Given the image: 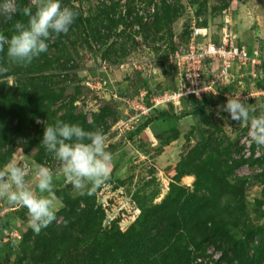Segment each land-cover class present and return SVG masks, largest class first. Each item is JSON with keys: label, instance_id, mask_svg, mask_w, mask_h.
I'll use <instances>...</instances> for the list:
<instances>
[{"label": "rangeland", "instance_id": "obj_1", "mask_svg": "<svg viewBox=\"0 0 264 264\" xmlns=\"http://www.w3.org/2000/svg\"><path fill=\"white\" fill-rule=\"evenodd\" d=\"M114 1L118 0H73L71 2L60 0V3L62 7L72 8L73 6L81 10L87 18L91 15L95 18L102 15L104 24L105 22L108 24L105 7L109 8ZM126 1L120 0V6L114 19L117 20L120 15L125 14L123 10ZM177 1L184 8L182 16L177 18L170 27L172 35L166 30L156 32L159 35L157 38L163 41L158 40L156 35H153V30H150L155 19L150 14L151 9L154 7L157 11L161 0L144 1L142 5L137 0L136 9L130 16L131 18L124 20L130 26L122 25L117 30L111 28L112 31L108 29L102 31L103 34L109 36L105 45L98 42L96 45L92 40L89 45L81 43L85 37L83 33L75 35L78 39L76 48L68 46V49H64L65 46H61V41L58 39L50 40L48 51L35 58L27 67L12 63L7 56V45H5L4 51L0 52V66L9 68L7 76L11 79L0 76V136L2 137L0 151L5 153L12 150L9 162L15 161L19 166L27 165L31 168L33 164H41L51 168L54 173V191L57 197L56 212L66 209L63 198L67 197L71 201L78 202L90 191L91 186L84 190H76L71 184L65 182L63 173L60 171L61 164L55 159L54 154L47 152L43 145L32 142L36 136L33 127L39 126L36 128L40 132V128L45 129L47 122L54 124L55 120H59L65 114L64 108L68 107L70 97L74 96L77 91L80 93L76 95V105L80 107L79 110L86 112V125L93 126L95 117L92 110L95 109L96 97L100 93L101 100L98 101V105L100 103L102 107L107 105L111 110L104 117L106 126L101 125L97 128H102L108 135V151L114 152L113 158L115 159L112 163L111 177L107 181L113 185L108 187L103 184L95 188L98 191L105 189L103 192L105 202L112 199V203L109 201L112 211L110 208L107 212L104 227L118 218L119 229L122 233L132 228L138 229L139 227L140 229L146 213L151 209L161 207L165 208L162 213L170 219L162 227L164 235H168L169 229L174 228L182 219L190 217L195 224V226L191 225L189 238L184 231L185 239L182 243L185 249L177 253L185 259V264H218L223 250L241 241L247 245L248 256L251 258L264 248V149H261L263 151L260 157L255 156L258 158L254 156L246 158L249 140L246 133L250 125L233 121L229 113L222 110L227 101L220 102L218 97L209 102L205 117L189 115L187 112L193 111L201 101L185 98L182 102L173 101L172 112L179 119L160 120L148 124L147 121L152 116V107H147L146 103L153 99V95L170 94L168 92L176 91L180 83L184 88L199 89L209 86L198 79H192L198 76L197 73L188 74L187 69L179 65L177 60H171V56L190 50L192 42L204 48L209 42L212 44L225 40L229 42L228 37L235 35L236 40H232L230 46H249L252 51L256 47L264 49V24L259 25L262 29L257 24L259 19L264 17V0ZM2 2L3 0H0V3ZM28 2L29 6L37 7L33 0H28ZM226 15L232 18V21L226 19ZM25 19L24 24L27 25L28 18ZM11 22H5L0 16V30L6 28ZM195 28L210 30L208 36L205 37L207 39L201 36L193 40L192 32ZM7 30L10 31L7 37L10 38L13 30L11 28ZM255 36L259 42H253ZM183 61L185 60H179V63ZM217 66H220L219 61L211 59V62H203L197 68L200 73L204 71L213 73ZM236 70L238 67L234 66L231 71L236 74ZM193 72H196V69ZM256 78L254 85H251L252 82L249 81L236 80L234 85L238 86L232 88L236 93L239 90L238 96L245 98L246 104L256 109L252 115L259 116L261 109L264 108V72ZM46 83L54 93L56 92V95L63 90L60 94L65 92V97L60 98L56 104L51 105L50 103L47 117L37 115V118L27 121L25 130L13 134V128L18 126L19 120L23 122V119H29L24 108L27 96L26 92L22 91L21 85L29 92V98H33L36 94L34 86L40 88ZM230 85L232 84L229 82L228 87ZM247 91L252 95L259 93L263 95L248 99ZM44 94L41 91L43 98ZM48 104V101L44 102V105ZM111 111L112 115H110ZM57 112L56 117L52 116ZM147 115L149 116L146 117ZM129 117L134 119L130 128L136 124L135 132L127 134V131L121 133L114 130L117 123H124ZM26 142L30 144L28 152L21 147ZM202 143H208L215 151L213 160L217 163L211 164L205 161L204 170H210L211 167L218 166L220 163L226 169L234 167L227 182L232 185L241 182L245 188L244 192L235 196L242 202L220 209L224 220L221 222L224 226L222 228L229 233L231 238V240L224 241L222 249L214 245L208 246V243H201L199 229H196V224H198L196 217L199 215L194 208H197L198 203L206 207L204 198L208 197L209 192L199 187L200 183L196 175L180 176L178 170L175 169V166L182 162L185 154H190L193 148ZM115 144L117 150H110V147ZM252 150L253 155L256 154L255 144ZM126 158L128 162L123 165L122 160ZM205 158L206 155L202 157L203 160ZM8 163L2 166L3 170H6ZM123 166L126 168L124 169ZM28 179L32 180L31 174ZM171 181L173 187L169 186ZM31 186L39 193L34 181ZM216 188L218 187L212 189ZM80 204V208L83 209L84 203L80 202ZM241 204L246 205L243 210L235 207ZM139 205H144V207H139ZM212 205L213 202L208 203V206ZM8 206L7 202L2 200L0 231L3 230V235L0 236V240L2 243L13 245V251L7 264H41L35 257L24 259L19 249L23 236L31 228L28 223L27 209L21 210L18 216L14 214L15 212H9ZM239 211L246 212L237 220L236 215ZM23 213L25 216L21 218ZM181 213L183 216L177 221L176 218L180 217ZM7 217L11 220L17 219V226L2 228ZM62 219V217L58 219L59 225L63 223ZM71 222V219L68 220L66 225L69 226ZM86 232L84 239L89 237L88 230ZM96 232L97 229L91 236L93 241L97 237ZM174 234L176 232L172 229V232L164 239L171 238L173 242V239L178 236ZM71 235L80 236L76 229L71 232ZM8 236L12 237L11 240L4 238ZM73 241L74 238H61L56 243L53 242L51 247L55 249L54 253L60 249L66 254L65 259H67L71 256L69 253L84 250L81 244L79 247L72 245ZM229 259V263L233 261H235L233 264L237 263L233 252L229 253ZM262 259V264H264V258ZM4 261V257L0 255V264H4ZM229 263L221 261L219 264Z\"/></svg>", "mask_w": 264, "mask_h": 264}, {"label": "trees", "instance_id": "obj_2", "mask_svg": "<svg viewBox=\"0 0 264 264\" xmlns=\"http://www.w3.org/2000/svg\"><path fill=\"white\" fill-rule=\"evenodd\" d=\"M73 0H70V2ZM137 0H127L123 16L120 15L119 19H114V15L117 14V9L120 6V0L114 1L113 5L109 8L105 7L107 22L108 24H104V18L102 15L100 17L95 18L94 15L90 17H86L84 12L81 10H77L72 6L71 9L77 11L79 13L78 18L75 23L70 28V31L67 35L61 34L58 41H61V46H65L64 49H68V46L78 47V39L75 38L76 33H83L85 35L83 42L87 45L90 44V40L94 41L96 45L99 43L105 45V42H108L109 36L102 33L104 29H108L112 31L114 28L116 30L124 25L126 27L130 26L124 20L128 19V17L132 16L135 11V4ZM144 1L148 0H138L140 5L143 4ZM152 1V0H149ZM194 2L198 0H193ZM105 2V1H104ZM160 6H157V11L152 13L154 23L150 30H153V35H156V38L159 36L156 32L166 30V32L172 35V30L170 27L174 24L177 18L182 16L183 6L178 3V1L173 0H161ZM18 6L22 7H30L33 10V13L36 11V6H29L28 0H17ZM104 5V3L102 4ZM155 10V9H154ZM105 16V15H104ZM24 17L22 15H17L14 17L13 21L6 28L0 30L6 36H9L10 31L7 30L9 28L12 29L13 24L19 20L24 23ZM131 18V17H130ZM133 19V18H132ZM26 20V19H25ZM26 22V21H25ZM137 22V21H136ZM106 27V28H105ZM112 28V30H111ZM149 30V32H150ZM139 33V32H138ZM186 35V34H184ZM163 41V39H159ZM147 40V39H146ZM67 41V43H65ZM98 42V43H97ZM65 43V44H64ZM68 44V45H67ZM81 47V45H80ZM248 49L252 50L249 46H246ZM174 51V50H173ZM2 53V52H1ZM56 61H60V59H56ZM31 82V81H30ZM22 91L26 92L25 98V110L29 116V119L19 120L18 126L13 128V134L21 130H25V124L28 120L37 118V115H45L48 116L50 103L56 104L57 101L65 97V92L63 90L59 95H56L46 83V85L42 87H35L36 94L33 98H29V92L27 89H23L21 85ZM233 90L232 86L227 88H222L220 90L219 95L214 96L210 95L209 97L204 98L198 103L197 107L193 109V111L187 112L189 115H195L198 117H205L207 113V106L212 99L218 97L220 102H226L227 98L225 95L230 93ZM41 91L44 92V98L41 96ZM70 97L69 105L65 109V114L60 117L59 120L69 123V124H78L82 126L85 130H95V128L104 125L106 126V121L104 117H106L110 113V108L105 105L102 107V104L98 105V101L101 100V94L98 93L96 97L95 106L93 114H94V125L88 126L86 125V112H82L83 110H79L80 107L77 104L76 95ZM48 101V105H44V102ZM83 104V103H82ZM172 105L158 108L152 112V116L147 121V124L154 121L166 120V121H174L179 119L177 115H174L172 112ZM35 112V113H32ZM84 113V114H83ZM58 114L55 113L54 117ZM112 115V111L111 114ZM56 121V120H55ZM100 121V122H98ZM105 121V122H104ZM24 123V125H23ZM51 124V122H47L45 126ZM146 124V125H147ZM39 127V126H36ZM33 127L36 132V136L32 142L37 145H42L41 141L43 139L44 127L40 128V132L37 131V128ZM134 131L127 132L130 134ZM2 137L0 136V142ZM213 142V141H212ZM214 144V142H213ZM25 152L30 150V144L28 142L23 143L22 146ZM110 150H117V145H112ZM114 152H112L113 154ZM206 155L205 160L202 157ZM12 157V150L1 152L0 151V170H3L5 164H7ZM125 157V155H124ZM215 151L211 149V146L208 143H202L197 147L193 148L190 154H185L183 156L182 162L175 166V169L178 170V175H189L194 174L197 176L198 182L200 183L199 187L202 189H207L209 192L208 197L204 198L206 207L201 206L198 203L196 205V210L199 216H197L196 220V229L200 234L201 243H208L210 245L217 246L218 249H222V244L224 241L231 240L229 237V233L226 230H223L224 226L221 223L223 220V214H221L220 209L222 207L234 206V203L242 202L239 199H236L240 192H244V184L241 182H237L232 185L227 182L228 177L234 171V167L226 169L220 163L218 166L211 167L210 170H204L203 166L205 165V161L211 164H217L215 160ZM115 159L113 158V161ZM123 165L127 164V158L122 160ZM121 162V164H122ZM124 169L126 168L123 166ZM204 170V171H203ZM264 177V174H263ZM106 186H112L113 183H105ZM173 187V185H171ZM117 187V186H116ZM218 187L216 189H212ZM39 190V189H38ZM112 190V189H111ZM216 190L218 192H216ZM105 189L98 191L96 189L87 192L83 197L79 199L78 202L71 201L69 199L63 198L64 204L66 205V209H62L59 212H56V220L53 221L47 228L41 230L39 234H36L32 228H30L25 235L23 236V241L20 244V251L24 256V259L28 257H35L39 259L41 264H185V259L182 256H179L177 253L182 252L185 248L182 243L185 239L186 231L188 238L190 236L191 225L195 226L191 218L182 219L174 228L176 234V238H166L171 232L172 229H169L168 235H164V229L162 228L164 224H166L170 219L165 217L164 211L165 208L156 207L154 209L149 210L146 215L143 217L142 227L139 229H130L125 233H122L119 229V221L118 218L116 220L111 221L106 227H104V222L106 219L107 212L112 211V207H109V201L112 203V199L106 202L104 201L105 197L103 196V192ZM109 191V190H108ZM58 194V191H57ZM141 201V200H140ZM80 202L84 203L83 209L80 208ZM209 202H213L212 206H208ZM245 202V200H243ZM188 206V205H187ZM139 207H144L139 205ZM237 207L239 210H243L246 207L245 204H241ZM187 208V207H186ZM246 211L237 212L236 218L239 220L243 215H245ZM23 213L20 217L23 218L25 215ZM185 214V213H184ZM181 215V216H180ZM180 217H177L176 220L179 221L183 216L182 213ZM63 218L60 225L58 223V219ZM184 218V217H183ZM5 223L2 228H8L10 226H17V219H8L5 218ZM72 220L69 226L66 225L68 220ZM161 219H164L162 222ZM188 222V223H187ZM225 223V222H223ZM202 226V227H201ZM223 226V228H222ZM104 227V228H103ZM193 228V227H192ZM76 229L80 236L73 237L71 232ZM97 229V237L95 241L91 239L93 232ZM88 230V238L84 239V235H87ZM3 230L0 231V236L3 235ZM110 232H112L110 234ZM83 237V240H82ZM73 239L72 245L75 247H79L80 244L83 245L84 250H77L76 252L69 253L71 256L65 259L66 254L61 252L58 249L55 253V249L51 247L52 243L58 241L59 239ZM248 239V238H247ZM245 242L241 241L240 243H236L232 246H228L223 250L221 255V261H228L229 253L233 252L235 255V259L237 263L235 264H262L264 258V248L260 251L256 256L249 257L246 249ZM93 247V248H92ZM13 251V245L2 243L0 240V255L4 257V264H7L9 261V256ZM47 251L51 252L48 253ZM90 252V253H89ZM66 260V261H65ZM188 260V259H187ZM230 260V259H229ZM65 261V262H64ZM235 261H233L234 263ZM229 263V264H233Z\"/></svg>", "mask_w": 264, "mask_h": 264}, {"label": "clouds", "instance_id": "obj_3", "mask_svg": "<svg viewBox=\"0 0 264 264\" xmlns=\"http://www.w3.org/2000/svg\"><path fill=\"white\" fill-rule=\"evenodd\" d=\"M33 3L37 5L35 13L30 7L18 6L17 0H3L0 3V16L5 22L13 21L17 15L28 18L27 25L19 20L13 24V34L10 38L0 32V52H3L7 45L9 60L24 67L48 51V41L59 38L61 34L67 35L79 15L69 7H62L60 0H33ZM8 72V67L0 66V76L11 79L7 76ZM204 73L212 74L205 71ZM156 96L158 94L152 97ZM206 97L209 96L193 94L185 98L203 100ZM245 100L241 96L229 95L222 110L228 112L233 121L250 125L248 138L250 142L255 143L259 151L264 149V108L259 116L252 115L256 109L246 104ZM146 105L152 107V112L158 108L174 106L173 103L154 106L151 101ZM135 130L134 127L127 132ZM41 144L47 152L54 154L61 164L60 171L65 182L76 190H84L89 186L90 191L94 190L111 177L113 154L108 151V135L102 128L85 130L78 124L56 120L54 124L45 126ZM30 174L31 181L28 179ZM33 181L39 193L31 186ZM172 183H168L169 186ZM54 189V173L47 166L33 164L30 168L11 161L6 170H0V205L2 200L6 201L9 212H15L18 216L21 210L27 209L28 223L36 234L56 220L57 197ZM4 238L11 240L12 237Z\"/></svg>", "mask_w": 264, "mask_h": 264}, {"label": "built area", "instance_id": "obj_4", "mask_svg": "<svg viewBox=\"0 0 264 264\" xmlns=\"http://www.w3.org/2000/svg\"><path fill=\"white\" fill-rule=\"evenodd\" d=\"M152 13L155 12L154 7L151 9ZM226 19L230 20L229 16H226ZM208 31L210 30L204 28H195L192 32L193 37L192 39L195 40L199 37H207ZM207 32V33H206ZM226 34V32H225ZM229 42L228 40L220 41L218 43L212 44L209 42L206 47H198L195 45L194 42H192V45L190 46V50L188 49L185 53H177L173 56H171V60H177L179 65H183L184 68L187 69L188 74L197 73L198 76L192 79H198L201 83L208 84L209 86L203 88H184L182 83L180 84V87L176 91H170L161 95H158L156 97H153L151 100V103L154 104V106H158L161 104H171L174 100L180 102L183 98L188 97L189 95H217L222 88H227L228 83L230 82L232 87H237L238 85H234L236 80H243V81H249L252 82L251 85H254L256 82L257 75H262L264 72V49L261 47H256L255 50H250L247 47L243 45H236V47L230 46V42L232 40H236V36H229ZM207 39V38H205ZM212 60H217L220 63V66H217L215 68V71L212 74L206 75L204 72L200 73L198 70L200 64L203 62H211ZM179 60H185L183 62L179 63ZM213 64H217V62H213ZM186 65V66H184ZM236 66L238 67V70H236V74H234L232 68ZM196 69V72H193V70ZM250 72V73H249ZM187 77V76H186ZM188 78V77H187ZM241 83V82H239ZM238 93H240L239 90H237V93L233 90L230 93H227L225 95L226 98H228L229 95L238 96ZM247 98H255V96L263 95L262 93H259L258 95H252L251 92H246ZM243 98V97H241ZM245 99V98H244ZM174 104V103H173ZM124 123L120 122L116 124V129L121 133L122 131H130L134 128H130V126L133 124L134 119H130ZM139 122V121H138ZM137 122V123H138ZM249 133V130H248ZM248 133H246V136L248 138ZM249 139V138H248ZM254 142H250L248 140V146L246 148V158H250L251 156H261L263 150H257L256 154L253 155V146ZM258 158V157H255Z\"/></svg>", "mask_w": 264, "mask_h": 264}, {"label": "crops", "instance_id": "obj_5", "mask_svg": "<svg viewBox=\"0 0 264 264\" xmlns=\"http://www.w3.org/2000/svg\"><path fill=\"white\" fill-rule=\"evenodd\" d=\"M262 23L264 24V17H263V18H260L259 21L257 22L258 26L261 25ZM259 27L262 29L261 26H259ZM259 30H260V29H259ZM263 30H264V26H263ZM260 31H261V30H260ZM253 40H254L253 42H255V41L259 42L256 36H255V39H253ZM248 41H249V40H248ZM254 45H255V43H254Z\"/></svg>", "mask_w": 264, "mask_h": 264}, {"label": "water", "instance_id": "obj_6", "mask_svg": "<svg viewBox=\"0 0 264 264\" xmlns=\"http://www.w3.org/2000/svg\"><path fill=\"white\" fill-rule=\"evenodd\" d=\"M121 142V141H120Z\"/></svg>", "mask_w": 264, "mask_h": 264}]
</instances>
